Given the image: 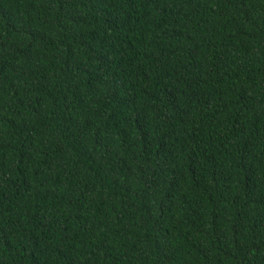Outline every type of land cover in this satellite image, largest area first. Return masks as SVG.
Masks as SVG:
<instances>
[{
    "label": "trees",
    "instance_id": "16d2710c",
    "mask_svg": "<svg viewBox=\"0 0 264 264\" xmlns=\"http://www.w3.org/2000/svg\"><path fill=\"white\" fill-rule=\"evenodd\" d=\"M0 264H264V0H0Z\"/></svg>",
    "mask_w": 264,
    "mask_h": 264
}]
</instances>
